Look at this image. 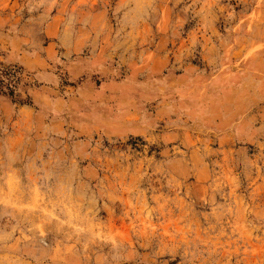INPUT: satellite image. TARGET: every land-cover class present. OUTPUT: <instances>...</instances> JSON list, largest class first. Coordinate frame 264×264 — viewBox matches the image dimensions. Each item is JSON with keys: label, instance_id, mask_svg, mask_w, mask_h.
<instances>
[{"label": "rangeland", "instance_id": "obj_1", "mask_svg": "<svg viewBox=\"0 0 264 264\" xmlns=\"http://www.w3.org/2000/svg\"><path fill=\"white\" fill-rule=\"evenodd\" d=\"M0 264H264V0H0Z\"/></svg>", "mask_w": 264, "mask_h": 264}]
</instances>
